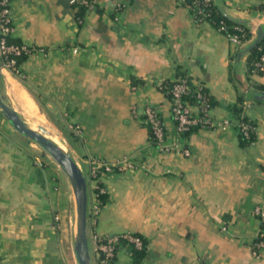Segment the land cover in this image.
Wrapping results in <instances>:
<instances>
[{
	"label": "crops",
	"instance_id": "obj_1",
	"mask_svg": "<svg viewBox=\"0 0 264 264\" xmlns=\"http://www.w3.org/2000/svg\"><path fill=\"white\" fill-rule=\"evenodd\" d=\"M214 2L252 23V37L231 41L181 0H97L81 18L70 0L12 2L11 37L37 49L22 60L21 75L3 68L7 99L14 105L10 90L21 88L49 118L81 125L71 152L87 173L90 202L92 157L127 155L136 163L100 176L106 201L97 223L89 221L103 236L145 239L144 258L134 262L123 245L120 264H264V249L253 252L261 224L254 208L264 201V101L249 95L264 74L249 71L248 52L237 60L264 27V0ZM181 73L208 88L217 121L236 120L230 105L243 97L256 139L241 145L235 125L200 128L182 139L189 155L161 151L144 107L159 109L170 142L176 122L164 81ZM17 135L0 128V264H67L52 175Z\"/></svg>",
	"mask_w": 264,
	"mask_h": 264
},
{
	"label": "built area",
	"instance_id": "obj_2",
	"mask_svg": "<svg viewBox=\"0 0 264 264\" xmlns=\"http://www.w3.org/2000/svg\"><path fill=\"white\" fill-rule=\"evenodd\" d=\"M97 0H70L75 5H86L93 7ZM186 2V0H181ZM13 0H0V57L3 68H7L15 74L21 75L22 69L18 63L17 56L26 53L31 54L37 48L25 43L8 42V37L12 36L14 31V13L12 7ZM214 0H198L196 11L204 14V6H209ZM202 6V7H201ZM218 29L224 32L228 38L237 43L242 44L241 38L238 33L228 30V25L222 23ZM73 53H78L80 48L74 46ZM256 66L264 69V52H262ZM175 83L166 88V92L170 96L171 111L173 118L176 121V135L169 142V132L166 128L161 113L158 108L152 104H146L143 111V120L152 132L153 142L163 152H177L185 155L190 154V149L186 146L182 147L181 133L190 129L193 125H201L200 128L212 127H228L231 125L240 126L241 130L248 134L250 130H255V126L249 121L231 120L226 119L217 121L212 117L211 108L199 91L197 98L199 103H190L185 94L190 89V84L186 76H178ZM247 105V104H246ZM137 113V109L134 108ZM74 131L77 135L83 134L81 125L75 124ZM136 167V163L127 155L120 156L113 160H107L102 157H92L90 159L89 175L94 180V199L88 206L89 221L92 225L97 223L98 215L101 211L100 194L106 192L104 186L100 183V176L113 172L115 170H128ZM255 214L264 222V201L257 204L254 208ZM59 220V216H55ZM121 238H125L132 243L136 248H144V239L141 235L134 232H122L113 235H101L93 228L89 227V240L92 258L95 264H114L116 256V247ZM264 249V240H255L253 243V252L256 256L260 255L261 250ZM116 264V263H115Z\"/></svg>",
	"mask_w": 264,
	"mask_h": 264
},
{
	"label": "rangeland",
	"instance_id": "obj_3",
	"mask_svg": "<svg viewBox=\"0 0 264 264\" xmlns=\"http://www.w3.org/2000/svg\"><path fill=\"white\" fill-rule=\"evenodd\" d=\"M3 93H6V86L2 82ZM10 96L14 102V107L30 125H40L47 130L50 134L54 135L59 145L72 149L73 139L77 134L74 131V122L68 124L66 119H52L46 115V110L43 108L42 103L39 102L38 106L33 99L21 88L10 90ZM9 98V95H7ZM10 125L7 118L2 114L0 120V128ZM11 126V125H10ZM20 141H23L25 147L33 154L35 162L42 164L47 168V171L52 175L54 188L58 193V202L56 207L59 208L60 227L62 230L66 228L67 245L64 246V252L67 259V264H78L74 253V239L77 227V210L75 203V196L67 174L58 164L53 156H51L42 146L24 135H17ZM52 139V138H51ZM54 140V139H53ZM55 141V140H54ZM87 175V173H86ZM56 193V198H57Z\"/></svg>",
	"mask_w": 264,
	"mask_h": 264
},
{
	"label": "trees",
	"instance_id": "obj_4",
	"mask_svg": "<svg viewBox=\"0 0 264 264\" xmlns=\"http://www.w3.org/2000/svg\"><path fill=\"white\" fill-rule=\"evenodd\" d=\"M184 3L190 7L195 20L197 21L208 20L212 22L216 27H220L222 23H225L228 25L229 31L236 32L239 34L242 42H245L246 40L252 37V34H253L252 33V29H253L252 23L246 20L231 17L229 14L225 13L223 6L220 5L219 3L213 2L209 6H204V10H205L204 14H202V12L196 11L195 9L196 6H198V0H186V2ZM259 7L264 8V3L260 4ZM85 9H86L85 5L83 4L79 5L78 15L80 16V18L81 16H83ZM8 42L9 43L17 42V40L9 36ZM262 52H264V37L262 38V40L259 42V44L255 48H253L251 51L248 52L249 54L247 56V59H248V65H249L250 72H258V73L264 74V69H261L256 66V62L259 60ZM27 55L28 54L26 53H22L18 55L17 56L18 63L21 64L22 60L26 58ZM179 76H186L188 78L191 90L187 94H185V98H187L190 103H195V104L199 103L197 94L200 91L203 97L208 102L211 109L216 106L217 101L210 94L207 87H205L202 84L194 83L192 78L185 73H181ZM175 82H176L175 80L164 81V83H166V85L164 86L165 87L164 89L172 86ZM249 95L256 101H264V84L255 85V87H253L250 90ZM243 102H244V98L240 96L238 102L231 104L230 108L233 111L236 119L241 120V121H249L255 126L256 123L252 122L250 119H248V117L245 114H243V109H244ZM235 126L238 129V136H239L241 145H244V146L248 145L256 139L255 130H250L248 134H245L241 130L240 126L238 125H235ZM200 127L201 125H197V124L191 126L190 129L181 133V138L182 139L189 138L190 135L194 132H197L200 129ZM150 136L151 138L153 137L151 130H150ZM100 200H101V208H102L103 204L106 201V192L100 194ZM255 240H264V222H261L260 231L258 235L256 236ZM144 244H145V239H144ZM123 245L129 247V250L132 252V257H133L134 262L138 263L144 258L145 245H144V248L138 249L125 238H121V240L118 242L117 247H116V255H117V249ZM113 263L120 264L117 261L116 256H115V262Z\"/></svg>",
	"mask_w": 264,
	"mask_h": 264
},
{
	"label": "water",
	"instance_id": "obj_5",
	"mask_svg": "<svg viewBox=\"0 0 264 264\" xmlns=\"http://www.w3.org/2000/svg\"><path fill=\"white\" fill-rule=\"evenodd\" d=\"M264 37V27L257 26V36L254 40L239 50L237 60L255 48ZM3 66L0 57V112L7 118L9 124L18 132L40 144L51 156L55 158L71 183L77 210V227L74 239V253L78 264H95L92 258L89 240V193L87 175L74 158L71 150L62 147L53 139L32 128L19 114L14 105L7 99L2 90Z\"/></svg>",
	"mask_w": 264,
	"mask_h": 264
},
{
	"label": "bare ground",
	"instance_id": "obj_6",
	"mask_svg": "<svg viewBox=\"0 0 264 264\" xmlns=\"http://www.w3.org/2000/svg\"><path fill=\"white\" fill-rule=\"evenodd\" d=\"M20 114V113H19ZM32 128H34V129H37V130H39L40 132H42V133H44L45 135H47L48 137H50V138H52V139H54L55 140V142H57L58 144H59V142L58 141H56V139H55V137H54V135H52V134H50L49 132H47V130L46 129H44L42 126H40V125H35V126H31Z\"/></svg>",
	"mask_w": 264,
	"mask_h": 264
}]
</instances>
